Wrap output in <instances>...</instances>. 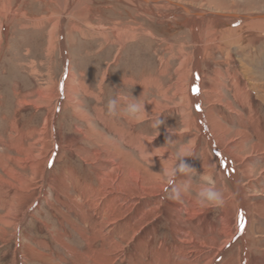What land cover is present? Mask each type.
Masks as SVG:
<instances>
[{
  "label": "rangeland",
  "instance_id": "obj_1",
  "mask_svg": "<svg viewBox=\"0 0 264 264\" xmlns=\"http://www.w3.org/2000/svg\"><path fill=\"white\" fill-rule=\"evenodd\" d=\"M152 1L0 0V264H264V0ZM180 144L223 206L171 198Z\"/></svg>",
  "mask_w": 264,
  "mask_h": 264
},
{
  "label": "clouds",
  "instance_id": "obj_2",
  "mask_svg": "<svg viewBox=\"0 0 264 264\" xmlns=\"http://www.w3.org/2000/svg\"><path fill=\"white\" fill-rule=\"evenodd\" d=\"M124 102V107L121 110L123 115L130 122H140L151 114L145 111V100L143 97L136 98L133 95L126 97L118 94L115 98H111L108 101V109L111 114H115L117 106L120 102ZM178 115L182 118L187 117V110L177 105ZM159 114L151 115L152 126L159 131L160 125L163 121L159 118ZM174 133V132H171ZM174 141L169 140L167 143L171 144ZM193 153L191 149L183 144L175 146V152L171 154L170 162L167 167L162 168L161 180L166 183L168 189L171 191V198L174 200H181L184 196L192 194L194 203L200 207H220L225 202V196L222 190L216 187L215 182L206 172L199 176V182L192 183V177L197 176L196 170L190 167L184 160L185 157L191 156ZM183 175L187 179L183 183L177 184V177Z\"/></svg>",
  "mask_w": 264,
  "mask_h": 264
},
{
  "label": "bare ground",
  "instance_id": "obj_3",
  "mask_svg": "<svg viewBox=\"0 0 264 264\" xmlns=\"http://www.w3.org/2000/svg\"><path fill=\"white\" fill-rule=\"evenodd\" d=\"M137 2H139V3H142L144 6H146V5H151L150 4V2H153L152 0H136ZM157 1V0H156ZM136 2V3H137ZM168 2H170L171 4H175V5H177V6H179L183 11H185L186 13H188V15L189 14H191V15H193V13H195L194 15H198V16H192L193 18H198V17H200V16H202V17H213V16H211L210 15V13H207V12H199V13H196V11L194 12V11H192V10H190V8H188L187 6H185V5H181V4H178V3H175V2H173V1H168ZM142 6V5H141ZM183 6V7H182ZM177 8V7H176ZM198 12V11H197ZM229 16H232V17H236V18H251V17H259V16H249V15H245V16H242V15H237V14H235V15H229ZM260 17H261V15H260ZM242 18V19H243ZM202 19V18H201ZM200 19V20H201ZM204 19V18H203ZM203 21V20H202ZM196 35H194V36H196V39L198 40L199 38H198V35H197V32L195 33ZM199 49V47H197L196 48V50H198ZM69 78V77H68ZM195 82H196V80H195ZM192 89H195V85L193 86L192 85ZM194 92V91H193ZM194 99H195V104H194V106H196L197 107V97H194ZM198 108V107H197ZM259 147V146H258ZM259 149V148H258ZM261 150H263V149H261ZM226 164V163H225ZM227 166H229V164H227ZM227 168V167H226ZM235 172V171H234ZM231 169H230V173H231V178H232V176H233V178H232V180L234 181L233 183H234V185H235V187L236 188H240L238 185V180H237V176H235V173H234ZM138 177V176H137ZM136 180V179H135ZM139 180V179H138ZM142 182V181H141ZM141 185V184H140ZM130 188V187H129ZM137 188V187H136ZM143 188V187H142ZM238 192H240V194L242 193V191H241V188L239 189V191ZM243 194V193H242ZM240 197H241V195H239ZM243 198V197H242ZM241 198V199H242ZM122 199V198H121ZM113 201V200H112ZM117 202V201H116ZM130 205V204H129ZM123 206V205H122ZM128 206V205H127ZM243 208V207H242ZM119 208H117L116 210H118ZM121 210V209H120ZM123 210V209H122ZM124 210H126V208H124ZM129 210V209H128ZM145 211V210H144ZM117 212V211H116ZM110 213V212H109ZM145 215H146V213H144ZM123 216V215H122ZM128 218V217H127ZM126 218V219H127ZM130 218V217H129ZM122 220V219H121ZM107 222V221H106ZM116 222V221H115ZM127 222H129V221H127ZM99 223V222H98ZM114 223V222H113ZM118 223V222H117ZM129 224V223H128ZM107 225V224H106ZM119 225V224H118ZM111 226V225H110ZM116 226V225H115ZM124 226H125V224H124ZM104 228V227H103ZM114 228V227H113ZM112 228V229H113ZM96 230V229H95ZM103 230V229H102ZM106 230V229H105ZM104 230V231H105ZM132 230V229H131ZM112 231V230H111ZM118 231V230H117ZM107 232V231H106ZM104 233L103 231H100V232H97V231H93V234L90 236V237H88V238H86V241H87V244H88V248H90L91 246H92V244L96 241V240H101L102 242L101 243H104L105 241H107L106 242V246L109 248V245H114L115 244V242L113 241V239H111V233L110 232H107V233ZM114 242V243H113ZM103 245V244H102ZM120 245V244H119ZM103 248V247H102ZM107 248V249H108ZM109 251V250H108ZM107 250H98V254H96L95 255V264H96V262H97V264H110L111 262H110V259H109V252H108ZM91 253H93V252H91ZM112 261V260H111Z\"/></svg>",
  "mask_w": 264,
  "mask_h": 264
},
{
  "label": "water",
  "instance_id": "obj_4",
  "mask_svg": "<svg viewBox=\"0 0 264 264\" xmlns=\"http://www.w3.org/2000/svg\"><path fill=\"white\" fill-rule=\"evenodd\" d=\"M182 7H183V6H182ZM210 15L213 16V17L218 16L217 13H215V14H214V13H210Z\"/></svg>",
  "mask_w": 264,
  "mask_h": 264
},
{
  "label": "snow or ice",
  "instance_id": "obj_5",
  "mask_svg": "<svg viewBox=\"0 0 264 264\" xmlns=\"http://www.w3.org/2000/svg\"><path fill=\"white\" fill-rule=\"evenodd\" d=\"M197 91H198V89H197Z\"/></svg>",
  "mask_w": 264,
  "mask_h": 264
}]
</instances>
